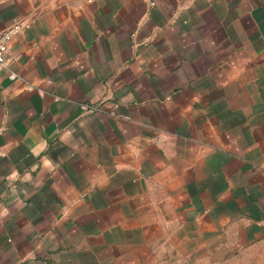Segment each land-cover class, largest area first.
I'll return each mask as SVG.
<instances>
[{
	"label": "crops",
	"instance_id": "obj_1",
	"mask_svg": "<svg viewBox=\"0 0 264 264\" xmlns=\"http://www.w3.org/2000/svg\"><path fill=\"white\" fill-rule=\"evenodd\" d=\"M13 26L0 264H264V0H0Z\"/></svg>",
	"mask_w": 264,
	"mask_h": 264
},
{
	"label": "built area",
	"instance_id": "obj_2",
	"mask_svg": "<svg viewBox=\"0 0 264 264\" xmlns=\"http://www.w3.org/2000/svg\"><path fill=\"white\" fill-rule=\"evenodd\" d=\"M19 30L18 26L10 27L0 33V72H5L10 81L17 79V75L11 71L12 59L8 55V45L10 38ZM82 110H86L87 106L83 105Z\"/></svg>",
	"mask_w": 264,
	"mask_h": 264
}]
</instances>
